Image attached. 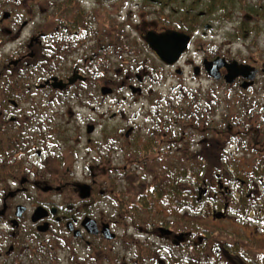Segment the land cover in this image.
Listing matches in <instances>:
<instances>
[{
    "label": "flooded vegetation",
    "instance_id": "af4514ba",
    "mask_svg": "<svg viewBox=\"0 0 264 264\" xmlns=\"http://www.w3.org/2000/svg\"><path fill=\"white\" fill-rule=\"evenodd\" d=\"M93 1L99 10V0ZM45 2L40 6L38 0H0V264H24L25 258L38 255L39 248L46 246H55L54 252L64 254L66 259L79 258L82 252L86 260L97 255L111 264H198L197 254L204 244L213 249V264H264V158L244 159L240 169L243 176H234L229 166L224 174L216 172L209 184L205 182L207 191L201 197L210 199L204 215L195 205L202 200L198 193L204 182L195 184L192 193L184 192L180 182L179 188L168 191L164 178L155 173L166 172L168 162H181L184 155L210 157L218 149L226 156L223 148L229 141L224 135L217 142L216 135H205L196 127L181 131L178 121H172L168 129L167 105H140L147 97L161 98V92L152 88L164 86L172 75L186 84L185 65L191 67L195 81H212L201 66L219 55L217 51L200 50L204 49L199 47L200 32L180 28L183 18L178 14V0H127L124 8L140 7L150 13L131 15L132 26L122 21L119 11L114 17L121 21L107 31L97 29L94 33L91 27L99 24V11L88 10L87 0ZM164 12L174 13L168 17ZM191 26L186 24L187 30ZM205 27L211 28L209 24ZM170 31L191 35L190 48L195 49V55L187 56L189 60L185 56L190 48L172 66L158 60L146 40ZM104 32L108 38H119V42L138 37V46L149 56H156L153 61L166 69L159 70L165 77L156 80L159 74L153 61L138 55L139 65H130L120 79H111L112 92L99 93L103 85L99 83V77H103L99 35ZM63 50L74 54L61 57ZM60 61L72 62L71 73L63 78L55 77L56 65L49 67ZM175 66L181 68L180 75L175 74ZM195 66L198 76L194 75ZM241 82L236 80V85ZM105 99H111L113 105H104ZM254 115L252 126L256 128L259 114L253 112L251 118ZM109 120L114 122L110 125ZM256 137L264 149V133L255 134L253 139ZM256 161L261 171L251 182L253 167L245 168ZM103 164L107 165L101 168ZM99 169L102 178L106 172L111 174L110 182L119 187L108 191L104 183H99V176L95 177ZM219 181L223 189L218 187ZM111 201L114 206L107 203ZM225 205L231 218L242 219L247 233L240 242L228 241L230 232L219 240L214 233L220 232L198 230L201 216L208 217ZM184 217L192 221L190 230L177 228ZM87 218L95 222L96 232L89 233L82 225ZM135 220L146 224H135ZM126 221L133 222L131 230L126 229ZM104 223L124 237L107 240L100 232ZM161 227L171 233L161 234ZM179 233L184 234L183 241L176 239ZM253 235L259 239L252 240ZM236 243L244 248L241 259L232 254ZM252 245L256 246V255ZM191 250L193 261L187 256L183 259L184 252L189 254Z\"/></svg>",
    "mask_w": 264,
    "mask_h": 264
},
{
    "label": "rangeland",
    "instance_id": "374dc122",
    "mask_svg": "<svg viewBox=\"0 0 264 264\" xmlns=\"http://www.w3.org/2000/svg\"><path fill=\"white\" fill-rule=\"evenodd\" d=\"M87 1L89 2L86 4V8L88 10H91L94 13L99 11V24H97V25L94 24L91 27V29H92L91 33H94V30L98 31L97 29L107 27L106 25L111 26V25H115L117 23L112 17H114V15L117 13L118 8L120 7L119 4L112 5V9L111 8H103V7L99 6V10H98L97 8H94L95 5L93 4L94 3L93 0H87ZM190 1L191 0H182V1L178 0V2H179L178 8L179 7L181 8V9L179 8V10H180V12L178 13L179 15H181V16L184 15V10H183L184 6L183 5L189 4ZM256 2H258V0H248V3H250V4H254ZM38 3L40 6L46 5L45 0H38ZM148 9L150 10V8H148ZM204 9H206L205 5H203L200 8L199 12L197 13V16L199 17V22H202V25L205 23L212 24V22H213L214 29H211V28L207 29V28H204L203 26L200 27V28H202L201 30H203V32H205V34L200 35V38H199V47L204 48V49H200V50L202 51V50L206 49L205 51L209 52V53L215 52L216 50H221L222 52H227L232 57L238 58L239 60L244 59V58L250 60V56L252 54L253 57L258 58L259 65L261 66L260 68L264 69V28L261 29V34H258V36L255 34L254 35L250 34L249 36H247V38L245 36V37L239 39L238 41H231L228 37V33L229 32L234 33V30L238 27L243 16L245 14H249V13L248 12H246V13L235 12L233 14L232 19L224 18L222 20H218V19L214 18V16H212V15H216V14H211V15L207 16L205 14V12L203 11ZM130 10H132L131 15H133V13H134L136 15L145 16V14L150 13V11L141 12V11L133 10V9H130ZM164 13L168 14V12H164ZM173 13L174 12L169 13L168 17H170L171 14H173ZM249 15H251V14H249ZM121 17L124 19L126 18L124 13H122ZM246 20L248 21V25L250 27H254L256 25L253 22L252 15L249 19H246ZM44 21L47 23V25H49V22L47 19H44ZM260 22H261L260 23L261 25L264 24L263 21L260 20ZM132 23H134V20L131 18V20H129L127 22V24L132 25ZM105 36H108V34L105 32H104V34H100L99 40ZM112 38L110 41L105 43L104 50L98 51V53H99V66L102 67L103 65H105L108 62V60H112V59H113V65L116 64V62H117V61H114L115 59H117L120 62V65L112 68L111 72L107 71V70H103L102 72L104 74L101 75L103 77H99V83L103 84L102 86H107L110 88L112 87L111 79L117 80V79H120L122 77V74L120 76H116L114 74H117V72L121 73V71L124 70L122 67V65H124V63L128 65L129 62L134 57H136V56L138 57V55L146 56L152 61L155 60L154 58H156V56H153V57L149 56L145 50L141 49L138 46V44L140 43L138 40L139 39L138 37L133 38V39L130 38L131 39L130 42H126V41L119 42V40H117V39L112 40ZM252 41L257 43L254 45L255 47H252L253 50H251L249 47L251 45L250 43ZM72 49H75V48H72ZM69 51L70 50H67V51L63 50L61 57H64L65 55L74 54V53H69ZM114 55L116 56L115 58H113ZM188 55H195V49L190 48L189 51L186 53L185 57L187 58V60L190 59V57H187ZM56 57H60V56H56ZM194 58H196L195 60H198V57H194ZM71 63H72L71 61L70 62H64V61L54 62V63L49 64V67L56 65V71L53 72L55 74V77H57V78L62 77L63 78L64 76L69 75L71 73V70H69L71 67ZM130 65H132V64H130ZM153 65L157 68V71L162 70V68H163V71H166V69L162 65H159L156 61H153ZM126 70H128V68ZM183 71H184V75L186 76L185 78H187V83L185 84L186 87L184 88L185 89L184 91H186L190 95L191 99H192L193 92H190V91H194L193 88H195L199 85L203 86L204 88H209V86H212L213 88L221 90V92L223 94H227L229 97L232 95V93H233L232 91L237 90V86H233V87H230V88H233V90L229 91V89L226 85H221L220 83H217L214 80H212L211 82L206 81V80H201L202 82H201V84H199V82H198L199 80L196 79V81H195L193 78L194 76L191 73V67L185 65V67L183 68ZM159 72H161V71H159ZM139 73H142V71L140 70ZM168 74L169 73L167 71V75ZM172 76L173 77L171 79H168L167 83L164 86H154L152 89L156 90V91H160L161 97L167 96L172 91L173 93L171 94L170 99H172L176 104L178 102H181L182 98L180 97V95H176L177 93L174 92V90H172L173 88L171 89V87L177 86L176 77H174V75H172ZM263 82H264V75H262L260 73L259 76L257 77L256 84L252 88L247 90L246 96H249V94L250 95L254 94L255 91H257L260 88V86H264ZM115 84H116V82H115ZM99 93H101L100 88H99ZM257 96L260 98L261 105L255 107L254 109L248 110L247 115L251 116L253 112L259 114V121L260 122H259L258 126L260 125V132L262 130L263 132H261V133H264V107H262V105H264V95L259 94ZM112 103H113V101L111 99H105L104 100V105H113ZM122 105H127V104H122ZM134 105H137V104H134ZM140 105H149V104H147L145 102V104L142 103ZM160 105H169V104H168V102H166L165 104H160ZM202 105H203V103H202ZM104 111H105V108H104ZM208 111L209 110H206V112H204V114L208 118H210V116L207 114ZM219 116H220L219 111L216 113H213L212 119H214V121H217L218 118H220ZM245 117L246 116L244 115L243 117H238L237 119H234L231 121L233 123L231 128H234V129L236 128V129L228 135L229 141L225 142V146H226L225 153L228 157H230L231 155H234V156H237V158H239V159L242 157L241 153H243V157H247V159H246L247 162L250 161L251 160L250 157H252L255 154L259 155L262 159V158H264V151L262 150V146H260V142L258 141L259 137H256L257 139H253V136L255 134H257V132H255L254 130H257L258 126H255L257 128H253L252 122L254 123L255 119L251 120V118H249L250 121H246ZM109 121H110V125L114 122L113 120H109ZM200 121L203 124L204 121L203 120H200ZM234 124H238V125H234ZM256 125H257V123H256ZM196 126H197V124H196ZM206 126H208L207 123L205 124V127ZM178 127L180 128L181 125H179ZM208 129H209V127H208ZM238 129H241V130H239V132H238ZM175 131H176V129H175ZM109 133L110 132H104V135H107ZM237 134L240 135V137L239 138L236 137V139H235L234 136H236ZM210 135H212V134H210ZM219 139H220V136H216V138L214 140L217 142H220ZM254 140H255V142H254ZM155 164L157 166L160 165L159 163H155ZM168 164H170V162H168ZM259 164L260 163H258L257 165H259ZM106 165L105 164L101 165V168L105 167ZM262 165L264 166V162L262 163ZM251 166H252V164H250L249 167L245 168V171H246V169H249ZM209 167H210V165H209ZM100 169H99V175L95 174L96 178L99 176V183H104V185L108 188V191L113 186L119 187V186H117L116 183L110 182L112 180L111 174H107V172H106L102 178L101 177L102 170H100ZM157 170H163V169H157ZM155 173H158L160 175L163 174L162 172H155ZM207 174H209V173L207 172ZM239 176H243V174H241ZM250 176H251L250 177L251 182H254L257 179V177L254 176V173L252 170L250 172ZM251 182H250V184H252ZM236 187H237V185H236V183H234L233 188H236ZM215 189L216 188H213V190H215ZM112 190H113V188H112ZM209 199H210L209 197H205V199L202 200V202L200 204L198 202L197 206L200 208L202 207L203 209L206 208V206L209 202ZM54 201L58 202L57 199H55ZM107 203H109V206H114L112 201L107 202ZM214 214H215L214 220L207 217V220L203 223L204 226H206L209 231L216 228L217 230L222 229L224 234H226L227 232H230L231 237L227 240L231 241V242H240L243 239V237L246 236L247 232H246L245 228L243 227L244 225H242V222H241L242 219L239 220V218H237V219L231 218L229 213L227 211H224V210H221L220 214H217V213H214ZM151 217L154 218L153 216H151ZM223 218H226V219L222 220ZM127 219H130V218H127ZM184 219H186V218L184 217ZM134 223L137 224L136 220L134 221ZM243 223L252 224V222H250V221H243ZM136 226H138V225H136ZM184 226H185L184 223L181 222L178 224V227L177 226L176 227L179 228V227H184ZM131 227H133V222L132 221H130V222L126 221V229L131 230ZM251 227L252 226L250 225L249 228H251ZM112 233L114 235L112 238V240H113L117 237V233H116V231H112ZM119 234H122V232L119 231ZM214 235L216 236V235H218V233H214ZM178 236H180V233L178 234ZM250 238L252 240L259 239V237L256 238V236H254V235L251 236ZM261 241H263V240L260 239V242ZM116 246H119V248H120V243L117 242ZM170 246L173 249H178L177 247H174V245H170ZM252 248H253L252 252L254 253V255H256V253L258 252L256 249V246L252 245ZM174 254L177 257H180V255L176 252V250L174 251ZM57 255H58V259L61 263H63V264L69 263L70 259H66V256L64 254H60L57 252ZM254 255L250 256V257H255ZM247 256L249 257V254H247ZM85 259L86 258L85 257L83 258V255L81 252L80 258H79L80 264H83V261ZM71 261H73V260H70V262ZM203 261L206 262V264H209L210 263V257H208V258L205 257V259ZM106 263L107 262L105 261L104 264H106Z\"/></svg>",
    "mask_w": 264,
    "mask_h": 264
},
{
    "label": "trees",
    "instance_id": "16d2710c",
    "mask_svg": "<svg viewBox=\"0 0 264 264\" xmlns=\"http://www.w3.org/2000/svg\"><path fill=\"white\" fill-rule=\"evenodd\" d=\"M103 1L107 0H99V4ZM203 5H205L206 8L203 10L205 14L207 16L216 14L212 16L218 20H222L224 18L232 19L235 12H248L252 15L253 22L256 25L254 27H250L246 18H242L238 27L234 30V33H228V37L231 41H238L245 36L247 38L250 34L258 36V34H261V29L264 28V24H260V20L264 23V0H258V2L254 4L248 3V0H191L189 4L183 5L184 15L182 16V25H180L181 29L186 31V24H191L193 27L191 26L189 27V30H187L191 32L196 28L197 22L199 27L202 26V22H199L197 13ZM250 44L255 47L254 45L257 43L252 41ZM259 90L262 95H264V86H260ZM168 103L169 106H171L170 109L174 111H171L172 113H169L168 115L172 116L173 120L178 119L177 121L182 124L181 131H186L190 127H196L199 129L200 133H204L205 135L213 133L216 136L227 135L228 137V135L236 129L231 128L233 124L231 121L237 119L238 117H243L245 115L243 112L246 108L251 107V105H260V98L258 96H246V92L240 90L233 92L229 97L227 94H223L219 89L210 88L204 93H199L197 91L194 92L192 99L189 95L184 94L181 102L175 104V102L171 100ZM201 103H203V105H209L207 108L210 109L209 112L212 115L213 113L219 111L220 118H218L217 121H214V119L209 120L204 114V112H206L205 107H199ZM245 116V120L250 121L247 115ZM200 120L204 121L203 124ZM206 123L208 126L205 127ZM258 132L259 131H257V133ZM219 140L222 139L220 138ZM262 150L264 151L263 148ZM256 155L257 154L250 157L251 160L256 159ZM226 158L228 157L222 156L218 149H216L215 153L210 157L205 155L203 157L184 155L181 162L175 161L173 164H169L166 167L167 176L164 177V181H166L165 189L168 191H174V189L179 186L178 183L180 182L184 192L192 193L195 184L198 183L201 185L203 182H207V184H209L214 179V174L216 172L224 174L229 166H232L234 176L241 175V162H244V159L246 158L244 157L240 161H227L228 159ZM254 163H252V167L254 168L253 173L256 175L257 172H260V170L259 165ZM209 165L210 169L208 171L201 168L202 166ZM207 172L209 174H207ZM262 172L264 173V170ZM184 202H186V196L184 197ZM183 223L186 230L191 229L192 221L184 219ZM204 229H206V226H204L200 221L198 230L201 231ZM55 248L56 247L54 246V249ZM54 249H49L48 246L44 248L40 247L38 255H30L28 260H26V264H63L59 261L58 255L54 252ZM203 251V249H200V252ZM232 254L236 259H239L240 253L238 248L233 249ZM203 255H206V253L204 252ZM71 260L73 261L70 262L69 260L68 264H80L79 258H72ZM104 262V260L99 259L97 256H92L87 259V261H83V264H104ZM106 264H111V262H107Z\"/></svg>",
    "mask_w": 264,
    "mask_h": 264
},
{
    "label": "water",
    "instance_id": "95a60500",
    "mask_svg": "<svg viewBox=\"0 0 264 264\" xmlns=\"http://www.w3.org/2000/svg\"><path fill=\"white\" fill-rule=\"evenodd\" d=\"M146 40L149 46L164 62L172 64L177 60L179 55L184 52L190 37L183 33L170 31L160 35H150L146 38ZM171 46L173 47L171 48ZM204 66L208 75L216 79L221 76L220 68L225 67L227 71L224 75V80L228 83H232L236 77H243L246 81L242 84V87H247L252 84L255 73L257 72L254 67L239 63L236 60L226 62L223 57H216L214 60L209 62L205 61ZM104 92L106 91L104 90ZM83 223H86V221ZM102 231L105 234L108 233L107 225L104 226ZM111 236L112 235H110V237Z\"/></svg>",
    "mask_w": 264,
    "mask_h": 264
}]
</instances>
